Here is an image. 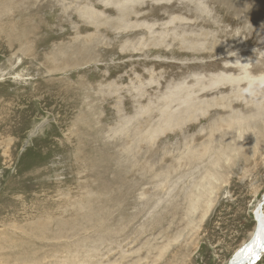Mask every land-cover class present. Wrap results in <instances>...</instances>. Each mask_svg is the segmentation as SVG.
<instances>
[{
    "label": "rangeland",
    "instance_id": "374dc122",
    "mask_svg": "<svg viewBox=\"0 0 264 264\" xmlns=\"http://www.w3.org/2000/svg\"><path fill=\"white\" fill-rule=\"evenodd\" d=\"M105 1L0 0V264H227L264 199L262 131L235 154L220 135L254 96L231 76L244 67L262 90L264 20L134 0L125 28ZM194 36L208 47L188 48ZM181 94L211 104L163 125L158 109L184 107Z\"/></svg>",
    "mask_w": 264,
    "mask_h": 264
},
{
    "label": "bare ground",
    "instance_id": "6f19581e",
    "mask_svg": "<svg viewBox=\"0 0 264 264\" xmlns=\"http://www.w3.org/2000/svg\"><path fill=\"white\" fill-rule=\"evenodd\" d=\"M211 2L212 1H218V7H219V9L222 11V13H224L226 16H232L234 13L235 14H238L239 16H240V21L241 22H244V20L246 19V17H249V16H252V17H259L260 19H262V20H264V11L261 13V14H258L256 11H255V9L256 8H259L260 7V5L264 8V0H247L246 1V3H244V4H242V7L245 9V11L244 12H241L240 10H238V7H236V6H232L233 4H232V0H210ZM108 2H110V3H114V5L118 8V12H120V16H118V17H120V18H116L117 20H119L120 22H122V23H124L125 24V28H128V27H130V24H129V22H125L126 20V17H127V14H128V12H134V8H133V6H134V0H106L105 1V3H106V5H107V3ZM129 2H131V3H129ZM254 2H259V4L260 5H256L255 7H253V8H251V6H252V4L254 3ZM136 4V3H135ZM230 6H232V7H230ZM231 12V13H230ZM242 15V16H241ZM208 16V15H207ZM107 18V17H106ZM185 17H178L177 19L178 20H180V21H184V23H192V22H190V21H188V20H186V19H184ZM220 18V17H219ZM222 18V20L223 19H225V17H221ZM109 19V18H108ZM174 19V18H173ZM172 19V20H173ZM209 19H210V17H209ZM125 20V21H124ZM171 20V21H172ZM171 21H169V22H171ZM191 21H193V20H191ZM196 21H200L199 19L198 20H196ZM206 22V21H205ZM263 22V21H262ZM98 23V22H97ZM201 23V22H200ZM259 23V22H258ZM165 24V23H164ZM119 25V24H118ZM134 27V26H133ZM132 27V28H133ZM97 29V28H96ZM182 32H184V31H181V33ZM161 35V34H160ZM161 37V36H160ZM159 38V37H158ZM133 39V38H132ZM162 40L161 41H158V42H160L161 44L163 43V41H164V38H161ZM193 40H197V37H195L194 36V38L193 39H191V42L189 43L190 44V46H188V48H191L192 47V49H199V48H207L208 46L206 45V44H202L203 42H205V40H202L203 42H199L198 40V42H196V41H193ZM261 40H264V38L262 37L261 38ZM135 41V40H134ZM139 42V41H138ZM216 42V41H215ZM130 43H131V40H130ZM135 43H137V41L135 42ZM167 45V44H166ZM211 47H213V49L216 47V44L214 45H212ZM239 62H236L235 64L237 65V66H240L239 64H238ZM226 65L227 66H230V65H228L227 63H226ZM262 66V65H261ZM248 72V71H247ZM241 74L240 75H230L231 76V78H230V80L231 81H233L234 83H239L240 81H242L243 79H246L245 81H246V84L247 85H249L248 86V88H247V90L250 92V93H252L254 96L253 97H251V100H248V101H244V97H242V95H243V90H240V91H238V84H235V86L237 87V89H236V87H235V90H236V93L234 94V96H236V97H242V101H244V103H245V105H246V108H249V109H246L245 111H243V110H241V112H239V111H237V113H236V116L235 117H231L232 119H230V121L228 122V124L226 125L227 126V129L226 130H224L220 135H221V140L222 141H226L225 140V138H227V141H228V138H230L233 134H232V132H234V129L236 128V129H238L239 130V128L240 129H244V131H245V129H248V130H251V132H248V133H250V138H249V140H245L246 138H244V136H245V133H244V131H242V130H240V131H242V133L241 132H237V133H239L238 135L239 136H241V139H240V137L238 136L237 138H238V140L236 141V139H230L229 140V142H227L226 141V143H228V144H226V148L225 149H222L223 150V152H222V154H226V150H229V153H231V152H234V151H237V150H239V149H241V148H243L246 144H249V145H253V140H255V141H257L258 142V140L260 139V134H261V131H262V133L263 134H261V135H264V131L261 129L262 127L264 128V125H262V126H259L258 125V118H259V115L260 116H262L261 114H262V112L264 111V97H262L263 96V92H264V86H262L263 85V82H264V78H261V82L260 83H262V85L261 86H259L260 88H262V90L261 91H259V95H255V93H254V91L253 90H256L255 88H254V86L251 88V84L253 85V80L252 79H248V76L247 77H243L244 76V74L246 73V71H245V68L244 67H242L241 68V72H240ZM216 75V74H215ZM215 75H213V76H215ZM221 75V74H220ZM223 76H225V75H223ZM228 76V75H227ZM221 77V76H220ZM214 79V78H213ZM227 79H228V77H227ZM226 82H228V80H226V79H224ZM220 82V79L218 78V75H217V79H214V81H212V82H210L209 83V85H205V87H203V89L205 88H207L208 89V86H211V88H212V86H214L217 82ZM244 81V82H245ZM200 82H202V81H200ZM205 82V81H204ZM208 82V81H207ZM216 82V83H215ZM208 84V83H207ZM259 84V83H258ZM231 85V84H230ZM232 86V85H231ZM234 86V85H233ZM174 88V87H173ZM234 88V87H233ZM232 88V89H233ZM175 89H177V88H175ZM206 89V90H207ZM169 91V90H168ZM173 91V90H172ZM171 91V92H172ZM182 91V89L178 92V93H180ZM177 92V91H176ZM247 92V91H246ZM173 93V92H172ZM183 93H184V91H183ZM182 93V94H183ZM248 93V92H247ZM249 93V94H250ZM258 93V92H257ZM176 94V93H175ZM182 94H181V96L178 98V99H183L182 100V104H181V106H184V107H180V108H177V109H172V108H170V106H168L167 105V103H166V105L168 106L167 108H166V105H165V107L162 109V108H160V109H158L159 111L158 112H160V121L162 122V123H164L163 125H167V123L166 122H171V121H180V122H184V121H186L187 119H188V117L189 116H197V110H200V111H204V110H206L205 109V106H210V104H207V103H209V101H206V100H196V101H198V103L196 102V101H191V98H190V96H189V98H190V100H189V98H188V96H185L184 97V95L182 96ZM173 95H174V93H173ZM226 95V94H225ZM164 96H166V95H164ZM179 96V95H178ZM261 96V97H260ZM166 98V97H165ZM164 98V99H165ZM176 98V97H175ZM221 98H222V96H221ZM168 99V98H167ZM193 99H194V97H193ZM172 100H173V98H172ZM171 100V101H172ZM225 100H227V98L225 99ZM195 102H196V104H195ZM222 102V101H221ZM224 102V101H223ZM178 103V102H177ZM176 103V104H177ZM220 103V102H219ZM163 106V105H162ZM207 108V107H206ZM205 112V111H204ZM203 112V113H204ZM200 114V113H199ZM260 119V121H261V118H259ZM225 121V120H224ZM263 122V121H262ZM166 123V124H165ZM176 123V122H175ZM172 123H170V125H171ZM178 124V123H177ZM164 126V127H165ZM173 126H174V124H173ZM247 127V128H246ZM157 128L159 129L160 127H158L157 126ZM256 128V129H255ZM212 129V128H211ZM225 129V128H224ZM235 129V130H236ZM161 130V129H160ZM151 132H152V130H151ZM155 133V132H154ZM153 133V134H154ZM218 133V131H214L212 134H210V138H209V140H208V142H207V144H205L204 146L202 145V147H203V150H206L204 153L206 154V153H208L209 151H211L208 147H209V143H211V147H213V145H212V142H213V138H214V136L216 135ZM151 134V133H150ZM155 134H157V132L155 133ZM251 134H253L252 136H251ZM244 135V136H243ZM243 137V138H242ZM236 138V137H235ZM219 139V138H218ZM216 140H217V138H216ZM244 140L246 141V142H244ZM231 141H233V145H234V147H231V145H230V142ZM236 141V142H235ZM240 141H242V142H240ZM249 141V142H248ZM235 142V143H234ZM242 143V144H241ZM218 144V143H217ZM262 142H260V145L262 146ZM228 147H230V148H228ZM263 147V146H262ZM202 152V151H201ZM228 152V151H227ZM199 153V152H198ZM203 153V154H204ZM203 154H197V157H199V156H201V155H203ZM211 154V153H210ZM228 154V153H227ZM234 154H235V152H234ZM233 154V155H234ZM232 155V154H231ZM196 156V155H195ZM229 156V155H228ZM228 158V157H227ZM219 160H220V157H219ZM218 160V161H219ZM217 161V162H218ZM226 161V160H225ZM227 161H228V159H227ZM216 162V163H217ZM229 162V161H228ZM176 163V162H175ZM229 164H230V162H229ZM183 165V164H182ZM222 166V165H221ZM229 167H230V165H228ZM224 166H222V168H223ZM225 168V167H224ZM227 168V167H226ZM218 176V173H210L209 175L207 174V176H206V180H204V182L203 183H201L200 185H201V187H205V190H204V195H206V201L208 200H211L210 199V195L214 192V188H217V186H216V183L218 182L217 180V177ZM204 179H205V177H204ZM220 179V178H219ZM213 180L216 182L215 184H213ZM201 189V188H200ZM204 189V188H203ZM200 193H202V191L201 192H197L196 194H195V196L196 195H198V194H200ZM263 196H264V194H263ZM197 197V196H196ZM200 197V196H199ZM263 198V197H262ZM200 199V198H199ZM202 199V198H201ZM200 199V200H201ZM193 201V200H192ZM200 203V202H199ZM193 205H195V204H193ZM198 205V204H197ZM195 207V206H194ZM197 207H199V205L197 206ZM201 207V206H200ZM190 209H192L193 210V208H190ZM195 209H197L196 207H195ZM255 214H256V217L257 218H259V220L262 222V224L264 223V218H263V213L261 212V204H260V201H259V204L257 205V208H256V211H255ZM259 214V215H258ZM50 220V219H49ZM256 230H254V231H252L253 232V234H252V237L250 238V240L249 241H247V242H245V243H243V244H241V246H239L238 248H237V250L235 251V253H234V255H233V257H231V261L232 262H236V264L237 263H239V262H242V261H245V264H259V262H261V260L263 259V257H264V253H263V249H264V232L263 231H261L260 230V228L258 227V226H256V228H255ZM261 241H263L262 242V244H261V248L258 250V249H255L256 247V244L255 243H258V242H261ZM258 245V244H257ZM254 250V251H253ZM252 254H253V256H252ZM262 255V256H261ZM250 256H252V259L251 260H249L248 258L250 257ZM257 256V257H256ZM248 261V262H247Z\"/></svg>",
    "mask_w": 264,
    "mask_h": 264
},
{
    "label": "water",
    "instance_id": "95a60500",
    "mask_svg": "<svg viewBox=\"0 0 264 264\" xmlns=\"http://www.w3.org/2000/svg\"><path fill=\"white\" fill-rule=\"evenodd\" d=\"M263 199V198H262ZM261 205L264 204V199L260 202ZM259 215V214H258ZM256 217V216H255ZM256 226H258L260 228L261 231L264 232V223L262 224V222L259 220V218L256 217ZM256 230V229H255ZM264 236V235H263ZM263 241L261 242H258V243H255L256 244V248L255 249H260L261 248V244H262ZM258 244V245H257ZM254 251V250H253ZM253 256V254H252ZM252 256H250L248 259L251 260L252 259ZM257 257V256H256ZM248 262V261H247ZM227 264H236V262H232L231 260H229V262ZM237 264H245V261H242V262H239Z\"/></svg>",
    "mask_w": 264,
    "mask_h": 264
},
{
    "label": "clouds",
    "instance_id": "9594fccd",
    "mask_svg": "<svg viewBox=\"0 0 264 264\" xmlns=\"http://www.w3.org/2000/svg\"><path fill=\"white\" fill-rule=\"evenodd\" d=\"M243 138V137H242Z\"/></svg>",
    "mask_w": 264,
    "mask_h": 264
}]
</instances>
